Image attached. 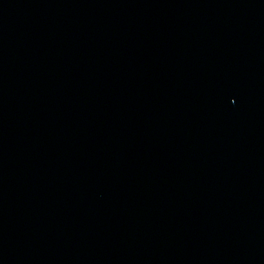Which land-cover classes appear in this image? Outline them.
Segmentation results:
<instances>
[{"label":"water","instance_id":"water-1","mask_svg":"<svg viewBox=\"0 0 264 264\" xmlns=\"http://www.w3.org/2000/svg\"><path fill=\"white\" fill-rule=\"evenodd\" d=\"M0 264H264V0H0Z\"/></svg>","mask_w":264,"mask_h":264}]
</instances>
